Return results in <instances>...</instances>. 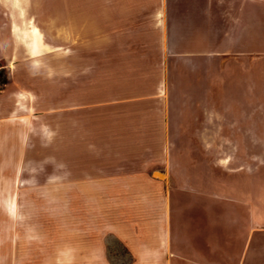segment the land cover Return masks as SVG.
Here are the masks:
<instances>
[{"label":"rangeland","instance_id":"rangeland-1","mask_svg":"<svg viewBox=\"0 0 264 264\" xmlns=\"http://www.w3.org/2000/svg\"><path fill=\"white\" fill-rule=\"evenodd\" d=\"M82 2L0 0V244L11 261L64 264L73 246L129 264L113 230L129 204L115 197L128 199L119 180L143 163L193 167L183 173L220 189L245 177L264 228V51H249L242 27L197 29L193 42L176 15L164 29L162 13L73 10Z\"/></svg>","mask_w":264,"mask_h":264},{"label":"crops","instance_id":"crops-1","mask_svg":"<svg viewBox=\"0 0 264 264\" xmlns=\"http://www.w3.org/2000/svg\"><path fill=\"white\" fill-rule=\"evenodd\" d=\"M83 1L73 10L162 13L164 29L176 15L179 25L190 28L193 42L201 38L197 29L242 27L245 42L251 45L249 51H264V0ZM158 89L157 84L151 95L157 96ZM174 171L177 174H172ZM187 171L199 170L143 163L129 170L128 179L119 180L117 186L122 188L124 182L130 194L128 199L115 197V203L128 202L129 210L127 214L122 206L117 208L119 217L115 218L113 230L131 255L129 264H264L260 240L255 239L264 228L260 226L261 217L250 215L245 206V177L220 189L214 176L207 180L183 173ZM10 203L8 214L13 215ZM76 250L73 246L67 248L72 256L60 262L107 264L104 252L91 260L89 252L79 257L74 255ZM0 253V264H15L9 251H4V244H0ZM16 263L23 264L21 260Z\"/></svg>","mask_w":264,"mask_h":264},{"label":"bare ground","instance_id":"bare-ground-1","mask_svg":"<svg viewBox=\"0 0 264 264\" xmlns=\"http://www.w3.org/2000/svg\"><path fill=\"white\" fill-rule=\"evenodd\" d=\"M9 209H10L11 212L14 211V205H13V202L9 204Z\"/></svg>","mask_w":264,"mask_h":264}]
</instances>
